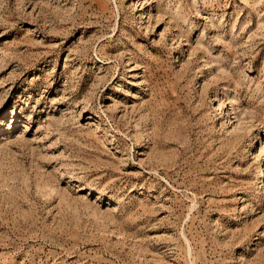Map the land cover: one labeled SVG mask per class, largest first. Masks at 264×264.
<instances>
[{"label": "rangeland", "instance_id": "obj_1", "mask_svg": "<svg viewBox=\"0 0 264 264\" xmlns=\"http://www.w3.org/2000/svg\"><path fill=\"white\" fill-rule=\"evenodd\" d=\"M0 264H264V0H0Z\"/></svg>", "mask_w": 264, "mask_h": 264}]
</instances>
